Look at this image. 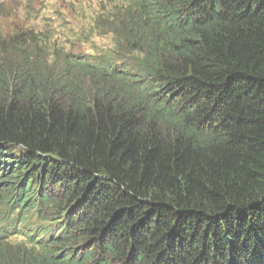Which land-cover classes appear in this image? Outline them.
<instances>
[{"label": "trees", "instance_id": "16d2710c", "mask_svg": "<svg viewBox=\"0 0 264 264\" xmlns=\"http://www.w3.org/2000/svg\"><path fill=\"white\" fill-rule=\"evenodd\" d=\"M114 32L0 46L1 233L31 246L0 264H264V0H133Z\"/></svg>", "mask_w": 264, "mask_h": 264}, {"label": "rangeland", "instance_id": "374dc122", "mask_svg": "<svg viewBox=\"0 0 264 264\" xmlns=\"http://www.w3.org/2000/svg\"><path fill=\"white\" fill-rule=\"evenodd\" d=\"M30 1V7L25 3ZM128 0H0V34L3 37L41 33L49 53L102 54L113 47V36L98 26V19H111ZM47 37V38H45ZM50 55L47 62H53ZM5 243L15 247L21 238L9 237Z\"/></svg>", "mask_w": 264, "mask_h": 264}]
</instances>
